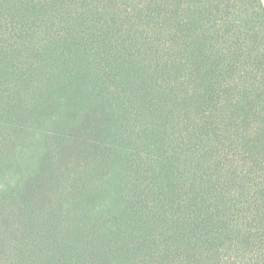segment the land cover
<instances>
[{"label":"trees","instance_id":"trees-1","mask_svg":"<svg viewBox=\"0 0 264 264\" xmlns=\"http://www.w3.org/2000/svg\"><path fill=\"white\" fill-rule=\"evenodd\" d=\"M0 264H264V0H0Z\"/></svg>","mask_w":264,"mask_h":264}]
</instances>
